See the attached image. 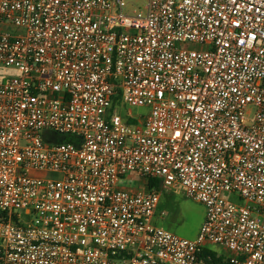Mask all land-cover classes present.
I'll return each instance as SVG.
<instances>
[{"label":"built area","instance_id":"1","mask_svg":"<svg viewBox=\"0 0 264 264\" xmlns=\"http://www.w3.org/2000/svg\"><path fill=\"white\" fill-rule=\"evenodd\" d=\"M129 6L0 0V264H264V0ZM167 189L194 239L157 226Z\"/></svg>","mask_w":264,"mask_h":264},{"label":"rangeland","instance_id":"2","mask_svg":"<svg viewBox=\"0 0 264 264\" xmlns=\"http://www.w3.org/2000/svg\"><path fill=\"white\" fill-rule=\"evenodd\" d=\"M130 6L127 11L141 9L145 0H128ZM185 48L198 49L197 45H183ZM18 71L14 69L4 70L0 68V83L18 76ZM133 114H142L144 109H132ZM251 118L255 113V109H251ZM74 140L75 138L70 135H61L58 139ZM141 184V180L137 179L135 175L127 181H122L121 186L126 188H137ZM223 199L228 203L242 205L243 199L236 193H224ZM160 208L157 214V226L172 231L181 237L194 239L198 227L202 221L201 206L197 205L194 201L186 198L177 190L167 189L163 192ZM211 248L220 256H227V251L219 246L213 245Z\"/></svg>","mask_w":264,"mask_h":264},{"label":"trees","instance_id":"3","mask_svg":"<svg viewBox=\"0 0 264 264\" xmlns=\"http://www.w3.org/2000/svg\"><path fill=\"white\" fill-rule=\"evenodd\" d=\"M60 134H56L53 132H46L44 134V140L49 142V140H53L57 143H63V142H71L73 140L69 139H62L59 140ZM158 185V182L150 181V186ZM201 259L206 262V264H224L227 260L226 256H220L216 252L210 251V250H204L201 254Z\"/></svg>","mask_w":264,"mask_h":264},{"label":"crops","instance_id":"4","mask_svg":"<svg viewBox=\"0 0 264 264\" xmlns=\"http://www.w3.org/2000/svg\"><path fill=\"white\" fill-rule=\"evenodd\" d=\"M136 178H137V177H136ZM137 179L141 180V184H140V186L137 187V188H127V189L132 190V191H145L146 188H145L144 185H142V183H144L143 180L140 179V178H137ZM160 203H161V202H160ZM197 205L201 206V205L198 204V203H197ZM159 208H160V207H159ZM201 213H202V221H201V223H200V225H199V227H198V230H199V228H200L202 222L204 221V217H205V211H204V208H203L202 206H201ZM197 232H198V231H197ZM210 249H212V248H210ZM212 250H213V249H212ZM213 251H214V250H213ZM214 252H215V251H214Z\"/></svg>","mask_w":264,"mask_h":264}]
</instances>
